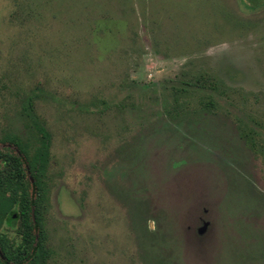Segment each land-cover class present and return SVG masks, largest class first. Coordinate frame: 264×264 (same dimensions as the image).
<instances>
[{"label":"rangeland","instance_id":"374dc122","mask_svg":"<svg viewBox=\"0 0 264 264\" xmlns=\"http://www.w3.org/2000/svg\"><path fill=\"white\" fill-rule=\"evenodd\" d=\"M38 128L45 264H264V0H0V141Z\"/></svg>","mask_w":264,"mask_h":264},{"label":"trees","instance_id":"16d2710c","mask_svg":"<svg viewBox=\"0 0 264 264\" xmlns=\"http://www.w3.org/2000/svg\"><path fill=\"white\" fill-rule=\"evenodd\" d=\"M37 132L41 135L42 146L37 149L34 160L29 159L19 138L7 136L0 141V193L8 197L6 225L15 227L18 239V243H7L8 237L0 232V264H45L47 258L37 218V195L49 143L42 128ZM13 206L15 208L11 210Z\"/></svg>","mask_w":264,"mask_h":264},{"label":"water","instance_id":"95a60500","mask_svg":"<svg viewBox=\"0 0 264 264\" xmlns=\"http://www.w3.org/2000/svg\"><path fill=\"white\" fill-rule=\"evenodd\" d=\"M209 223L208 222H203L202 226L197 230L199 235H202V233L208 228Z\"/></svg>","mask_w":264,"mask_h":264}]
</instances>
